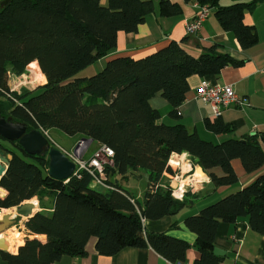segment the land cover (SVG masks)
<instances>
[{
	"label": "trees",
	"instance_id": "obj_1",
	"mask_svg": "<svg viewBox=\"0 0 264 264\" xmlns=\"http://www.w3.org/2000/svg\"><path fill=\"white\" fill-rule=\"evenodd\" d=\"M220 1L195 0L210 7L220 27L232 32L242 48L254 45L258 36L254 26L244 22V14L257 0L228 5ZM181 12L177 0H8L0 6V116L24 123L27 130L57 129L77 139L89 138L113 152L103 164L108 187L99 189L86 169L67 180L51 177L47 153L28 154L17 141L0 136V155H12L0 177L5 190L0 210L37 199L40 209L23 224L30 234L45 235L44 241L25 237L16 253L0 250L7 264H52L62 256H84L91 237L101 255L149 246L171 262H182L188 243L143 226V220L175 214L187 203L189 192L179 200L162 186L164 176L177 170L170 156L187 153L213 188L236 184L231 165L235 158L248 173L264 164V131L213 140L181 122L159 121V110L149 103L159 93L169 104L168 116L179 120L189 76L218 74L227 65L242 63L218 52L215 44L193 55L180 42L170 41L141 57L111 56L98 72L79 75L116 47L119 33L136 31L147 14ZM31 62L38 64L45 82L31 91H10L8 74L23 73ZM202 127L212 135L234 131L220 115L204 118ZM214 167H220L222 175L212 172ZM139 169L147 173L141 202L111 178L136 176ZM191 195V200L197 197ZM242 217L264 236L263 175L184 218L196 235L193 264H225L224 256L213 252L217 225Z\"/></svg>",
	"mask_w": 264,
	"mask_h": 264
},
{
	"label": "crops",
	"instance_id": "obj_2",
	"mask_svg": "<svg viewBox=\"0 0 264 264\" xmlns=\"http://www.w3.org/2000/svg\"><path fill=\"white\" fill-rule=\"evenodd\" d=\"M177 1L182 6L180 14L172 16H159L156 13L147 14L136 31L119 33L116 47L106 57L100 58L96 62L102 65L107 58L115 55L141 57L165 46L170 41L180 42L193 55H198L203 49L215 44L218 52L229 54L241 60L242 63L239 66L227 65L218 74L189 76L187 78L189 88L185 100L178 108L179 120H174L168 116V102L159 93H156L149 100V103L153 108L159 110L161 114L159 121L166 123L181 122L189 130L196 129L201 136L213 140L228 137L238 139L253 132L264 131V0H257L252 8L245 11L244 22L254 26L258 36L257 42L247 48L240 46L232 32L220 27L213 13H210L201 22L196 32H186L184 21L191 18L195 13L194 4L196 2L195 0ZM249 1L251 0H221L220 3L228 5L233 2ZM105 2L106 0H100L101 4H105ZM202 79H206L215 85H231L239 96L245 98V103L241 106H229L220 112V117L234 126L232 133L212 135L203 129L202 120L206 117L213 118L214 114L208 104L196 97V88ZM184 154L173 153L170 156L171 160L179 161L177 169L189 170L197 179H200L197 175V169H199V172L207 179H200L203 181L202 185L194 192L187 193V203L177 213L157 219L143 220L146 231L166 232L169 236L188 243L185 259L182 262H171L149 246L124 247L113 255H101L95 251V238L91 237L86 243L84 256H62L52 264H193L198 256V251L194 247L196 235L185 226L184 218L188 215L197 214L203 206L251 183L257 176H264V164L259 169L248 173L243 169L240 160L235 158L231 161V165L238 179L236 184L213 188L209 176L199 166L192 165L188 154ZM211 171L216 175L223 173L220 167H214ZM111 178L121 185L124 180L117 174L112 175ZM166 180L167 177L164 176V182ZM94 186L99 189L106 188L100 185ZM1 190L0 196H3L5 190L2 188ZM191 194H196L197 197L191 200ZM36 201L38 206V200L36 199ZM39 209L37 207V210ZM10 227L1 231L0 237L4 238L8 230H11ZM25 232L29 233L26 229ZM34 236L42 241L45 240V235L30 233L26 235V237ZM5 243L7 244V251L11 253H16L18 246L22 244L10 247L6 240ZM214 246L224 252L223 262L225 264H264V236L251 230L245 217L239 218L235 223L219 222L214 235ZM0 264H7L1 255Z\"/></svg>",
	"mask_w": 264,
	"mask_h": 264
},
{
	"label": "built area",
	"instance_id": "obj_3",
	"mask_svg": "<svg viewBox=\"0 0 264 264\" xmlns=\"http://www.w3.org/2000/svg\"><path fill=\"white\" fill-rule=\"evenodd\" d=\"M196 11L193 16L184 21L185 31L188 33L196 32L201 22L211 13L210 7L207 5L194 4ZM35 76L33 71L25 68V71L19 75L8 74V84L10 91L19 92V87L22 84H31L34 82ZM196 97L205 104H208L214 114V116L220 115V112L229 106H241L245 103V98L239 96L231 85H215L207 81L206 79L200 80L196 88ZM47 136V132H43ZM48 137V136H47ZM89 143L81 139L78 140V157L71 151L62 150L70 159H72L76 164L75 173L79 169H86L92 176L94 180V185H100L103 187H108L104 183L105 176L103 174V163L101 156L108 159L112 156V150L105 146L99 145V147L92 153L91 157L85 160L82 157V150ZM174 160V162H171ZM169 159V162L174 164L177 168L179 161L176 159ZM187 181V183H184ZM202 180L197 179L193 173L189 170L182 171L181 168L177 169L172 176H168L167 180L162 184L163 187L169 189L170 194L176 199H182L187 192H194L202 185ZM183 184V191H180V187ZM174 193L176 195H174Z\"/></svg>",
	"mask_w": 264,
	"mask_h": 264
},
{
	"label": "water",
	"instance_id": "obj_4",
	"mask_svg": "<svg viewBox=\"0 0 264 264\" xmlns=\"http://www.w3.org/2000/svg\"><path fill=\"white\" fill-rule=\"evenodd\" d=\"M6 0L3 4H5ZM0 136L8 141H17L21 148L28 154L37 155L41 153H47V173L51 177L60 180H67L71 175L75 173L76 164L70 159L62 150L51 145L49 138L39 129L27 130V126L24 123L12 121L10 118H4L0 116ZM81 140L91 143L89 138H81ZM72 153L75 157H78V145L76 144L72 149ZM12 155H0V177L5 172L8 162ZM34 202L31 200H24L15 206V215L18 217H24L27 220L36 211L32 212L34 208ZM10 218V215L4 214L0 219V232L14 224L16 218ZM18 220V219H17ZM0 250L7 251V244L5 239L0 237ZM215 254L223 255V251L214 248Z\"/></svg>",
	"mask_w": 264,
	"mask_h": 264
},
{
	"label": "rangeland",
	"instance_id": "obj_5",
	"mask_svg": "<svg viewBox=\"0 0 264 264\" xmlns=\"http://www.w3.org/2000/svg\"><path fill=\"white\" fill-rule=\"evenodd\" d=\"M6 0H0V6L3 5V3ZM102 63V62H101ZM103 65H100L99 62H94L84 70H82L79 75L82 76H90L99 70L103 68ZM44 83V82H43ZM41 82H38V80H34L31 84H22L19 87V92L21 91H31L37 86L41 85ZM47 136L52 143L54 147L59 148L60 150H65V151H71L74 146L77 144L78 140L76 136H70L67 134H64L63 132L57 130V129H50L47 133ZM99 147V145L95 142L89 143L83 150H82V157L87 160L91 157L92 153ZM102 163H108L109 159H106L105 157L101 156ZM122 186L127 188V190L130 192V194L139 200L140 202L143 199V194L146 190L147 187V173L144 169H139L138 173L136 176H130L122 181ZM38 207V206H37ZM10 209V208H9ZM8 210V209H7ZM7 210H0V219H2L4 213H7ZM7 211V212H6ZM37 211V209L35 210ZM15 215V213H14ZM12 215L9 219L11 218H16V221L14 224L10 225L11 230H8V233L4 236L10 237L12 232L14 233V240L16 241V246L19 243H23L22 241L28 235L29 233L25 232L24 224L23 221H25L26 218L24 217H18L17 215L14 216ZM18 219V220H17ZM20 227V228H19Z\"/></svg>",
	"mask_w": 264,
	"mask_h": 264
},
{
	"label": "bare ground",
	"instance_id": "obj_6",
	"mask_svg": "<svg viewBox=\"0 0 264 264\" xmlns=\"http://www.w3.org/2000/svg\"><path fill=\"white\" fill-rule=\"evenodd\" d=\"M28 68H30V70H32L33 71V75L35 76V79L36 80H38V82H43L44 81V79H45V76L42 74V73H40V71L38 70V67H37V64H36V62H31V63H29L28 64ZM172 162H174V160H172ZM2 190H1V188H0V192H1ZM3 193V192H2ZM32 202H34V208H33V210H32V212H34L36 209H37V201H36V199H34V200H31ZM3 210V209H2ZM5 210V209H4ZM7 210V209H6ZM8 211V212H7ZM6 212L7 213H4V214H8V215H10V217L12 216V215H14V213H15V207H12V208H10V209H8ZM1 217V216H0ZM14 233L12 232V234H11V236L10 237H4L5 238V240L8 242V244H9V246L10 247H16V241L14 240Z\"/></svg>",
	"mask_w": 264,
	"mask_h": 264
},
{
	"label": "clouds",
	"instance_id": "obj_7",
	"mask_svg": "<svg viewBox=\"0 0 264 264\" xmlns=\"http://www.w3.org/2000/svg\"><path fill=\"white\" fill-rule=\"evenodd\" d=\"M184 155H187V153H185ZM197 175H199L200 179L204 180V179H207L206 177H204L200 172H199V169H197ZM184 183H187V181H184ZM180 191L182 192L183 191V184L181 185L180 187ZM174 195H176L174 193Z\"/></svg>",
	"mask_w": 264,
	"mask_h": 264
}]
</instances>
